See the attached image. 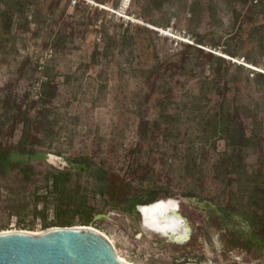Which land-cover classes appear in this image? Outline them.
I'll return each instance as SVG.
<instances>
[{"label":"rangeland","instance_id":"1","mask_svg":"<svg viewBox=\"0 0 264 264\" xmlns=\"http://www.w3.org/2000/svg\"><path fill=\"white\" fill-rule=\"evenodd\" d=\"M251 70L264 73V0H0V154L34 167L25 179L0 166V231L90 216L136 264H264V211L256 235L219 167L225 100L240 125L255 122L242 105L257 113L262 147L245 160L264 166V77ZM66 170L62 201L77 196L79 210L58 217L52 174ZM151 196L181 199L185 242L143 230L128 208Z\"/></svg>","mask_w":264,"mask_h":264},{"label":"trees","instance_id":"2","mask_svg":"<svg viewBox=\"0 0 264 264\" xmlns=\"http://www.w3.org/2000/svg\"><path fill=\"white\" fill-rule=\"evenodd\" d=\"M19 13H22L21 9L17 10ZM5 17L8 16L10 10L5 11ZM3 27L7 32H10L14 26L13 16H9L7 19H4ZM248 59V63L255 64L254 60L246 57ZM218 64L217 67H214L212 70L213 78L222 75L221 71V61L225 60L222 56H217ZM255 76L264 77V73L262 72H254ZM214 81V80H213ZM207 84L209 82H206ZM210 84V83H209ZM243 106L242 113L243 115H247L248 117H252L254 124L249 128L247 124L244 122L242 125L238 123L237 112L240 111L239 107L235 109L231 108V104L229 101L225 100L224 106L220 112L221 128L220 135L223 139H225L227 147L226 150L221 154V159L219 161V167L223 168L225 174L227 176H232L235 178V182L239 188L241 202H237L238 213L244 215L253 225L255 234L258 235L260 231V226L262 225V218L257 215L259 210L264 211V166H260L259 169L249 170L250 166L245 160L247 153L249 150H256L262 147V131L260 125L257 122V113L249 114L246 109L247 107ZM21 113V112H20ZM23 121V134L20 139V146L23 147L22 153H32V150L27 148V136L30 130V117L21 113ZM25 114V115H23ZM218 116V113L216 114ZM242 117V116H241ZM3 158L13 160V157L10 153L0 154V166H4L3 169L7 170H15L19 171L26 167L27 173L23 176L25 179H30L32 174L34 173V167L31 164H24L21 161L15 160L12 164H5L3 162ZM195 165V164H194ZM71 176V171H59L57 173L52 174V183L55 185V190L58 192V204H57V215L58 217H62L66 214L67 211H76L79 210V198L74 195H70L69 199L66 202L62 201L61 192H69L65 183H61L62 179L66 182L69 180ZM61 186V187H60ZM64 193V192H63ZM72 193V192H71ZM38 195V194H36ZM184 195L192 196L196 195V192L190 191L185 192ZM39 200H44L47 202V196H37ZM155 196H151L148 200H142L141 198L132 199L133 202L128 209H133L138 204H147L149 202L155 201ZM246 199L245 202L243 200ZM65 206V207H64ZM66 209V210H64ZM90 216L87 218H83V222L81 225H90ZM53 226H74L72 220L66 219L62 220L59 223H49L45 222L43 225V229H47Z\"/></svg>","mask_w":264,"mask_h":264},{"label":"water","instance_id":"3","mask_svg":"<svg viewBox=\"0 0 264 264\" xmlns=\"http://www.w3.org/2000/svg\"><path fill=\"white\" fill-rule=\"evenodd\" d=\"M163 198L169 197L165 196ZM174 198L181 201L180 198ZM139 206L137 205V210L142 218L141 225L147 234L151 236L159 235L169 241L182 243L173 240L168 234L144 228V216ZM176 211H178L176 214L184 217L179 208ZM0 264L130 263L120 260L111 241L101 232L89 226L77 225L53 226L41 232L28 230L0 231Z\"/></svg>","mask_w":264,"mask_h":264},{"label":"bare ground","instance_id":"4","mask_svg":"<svg viewBox=\"0 0 264 264\" xmlns=\"http://www.w3.org/2000/svg\"><path fill=\"white\" fill-rule=\"evenodd\" d=\"M251 67H256L254 64L246 63ZM260 69V68H259ZM51 159L54 160L55 156H51ZM156 201V200H155ZM140 210L143 212V226L146 229L160 232L162 234H168L170 238L177 242H185L190 235V226L186 218L179 216L176 214L178 211L177 208L180 209V201L174 197L169 198H161L156 202L153 201L151 204H140ZM82 226V225H79ZM86 226V225H85ZM99 232H101L104 236H106L117 252L120 260L130 263L136 264L132 261L127 260L125 257L121 256L113 242V240L103 231L97 229L93 226H89ZM39 232V231H34Z\"/></svg>","mask_w":264,"mask_h":264},{"label":"flooded vegetation","instance_id":"5","mask_svg":"<svg viewBox=\"0 0 264 264\" xmlns=\"http://www.w3.org/2000/svg\"><path fill=\"white\" fill-rule=\"evenodd\" d=\"M153 202V201H152ZM149 203H151V202H149ZM138 205H140V204H138Z\"/></svg>","mask_w":264,"mask_h":264}]
</instances>
